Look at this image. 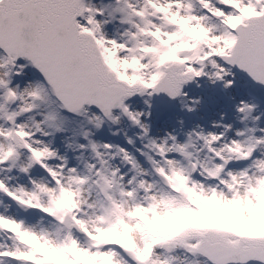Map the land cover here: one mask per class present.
<instances>
[{"label": "snow or ice", "instance_id": "obj_1", "mask_svg": "<svg viewBox=\"0 0 264 264\" xmlns=\"http://www.w3.org/2000/svg\"><path fill=\"white\" fill-rule=\"evenodd\" d=\"M113 22L123 28L118 39L105 32ZM0 50V264H264V235L237 230L228 215L264 210V136L256 128L230 142L202 131L185 142L149 138L147 169L119 148L114 155L131 166L130 177L95 142L89 146L99 167L82 173L45 139L63 130V111L88 116L93 105L103 114L89 117L97 128L105 118L118 123L113 110L120 109L147 138L125 100L140 86L186 96L184 86L206 67L217 79L222 65L239 68L264 85V0H113L105 7L0 0ZM21 58L44 79L13 86ZM121 62L147 66L141 85L118 82L110 66ZM254 108H239L245 121ZM233 161L248 163L229 170ZM36 167L46 175L33 177ZM19 176L27 183L13 184ZM206 203L221 211L209 212ZM13 205L42 215L30 223Z\"/></svg>", "mask_w": 264, "mask_h": 264}, {"label": "rangeland", "instance_id": "obj_2", "mask_svg": "<svg viewBox=\"0 0 264 264\" xmlns=\"http://www.w3.org/2000/svg\"><path fill=\"white\" fill-rule=\"evenodd\" d=\"M88 2L96 5L97 7H105L111 4L113 0H88ZM122 31V26L115 22L109 23L105 26V32L109 38L118 39L119 34ZM18 65H25V67L23 69L17 68V71H19L20 74L14 75L13 86L18 85L21 89H23L30 83H35L36 81L41 80L36 74L35 70L25 60L18 62ZM225 67L228 66L225 65ZM203 79L204 77L198 78L196 82H191L189 85L185 86L183 88V92L187 95L177 98L164 109L157 105L153 95H137L132 99L125 100V104L130 108L131 111L135 113H144V115L141 117V121L143 124H148L150 129L147 138L144 137L143 129L140 126L134 124L126 115H122L121 111H118V109L113 110L115 115L120 116V120L118 123H113L110 120L104 119V123L102 124V126L97 128L94 124L89 122V117L93 113L96 115L99 114L95 109L86 106L89 109L88 116L69 114L67 111H63L62 115L66 117L63 123V130L60 132H56L45 139L51 144L53 149L58 152L59 156L66 159L68 167L77 168L81 166L87 169V165L90 164L88 160H85L84 162L80 160L83 156L87 158V155H79V151L76 152L78 150L76 146L84 145V149H87L85 153H87L88 150L89 152L94 153L89 146V141H92L101 146L99 150L102 153L108 154L105 156V159L109 160L111 166L119 167L121 170H126L127 173H130V168H126L125 162L122 160L121 156L114 155L119 148H123L127 150L131 155L136 157L139 163L147 169L150 167V165L145 156L142 155V151H147L145 145L148 143L149 138L157 140H159V138H162L157 136L158 130H156L155 128V123L160 118H168L171 115L173 116V114L177 112L179 120H176V123L174 125L175 128L173 130L177 131L175 136L177 137L178 141L185 142L187 140V135L190 128L186 127V122H184L181 126L177 122H180L184 118V121H188L191 123L194 120L197 121L198 118H203L205 109V113H207V115H209V113L214 110L216 102L213 101V98H219L220 91L224 90L223 83L217 82L215 85H212L209 81H202ZM227 79L232 80L233 85H242V87L240 88L242 91L245 90V92L247 91L250 94L256 93V95L262 98V101L261 103L260 100H257L255 102L257 104V107L253 112V117L258 116L259 120L245 121L243 118V114L236 113V110H234V106H237L236 103L242 102V100L240 99L236 100V96L240 94L235 93L234 86L227 89V96L225 97V100L223 102L224 107L227 111L223 112L222 110V112H219L218 115V117L220 118L219 122L222 126H231L230 128H227L230 130V132L224 135L223 141L230 142L232 139H243L237 136V132L246 131V129L248 128H256V136H264V131H260L261 129H264V89L260 85H258L257 87H253L249 84L248 81L245 80V78L237 74V72L232 69L231 74L227 77ZM254 94L252 95L254 96ZM193 101H199V103H193ZM210 106L212 107L210 108ZM189 107L194 108V110L189 111ZM37 119H39V117H37ZM207 130L212 132V130L210 129ZM64 132L71 134L68 137L67 142L63 140ZM85 132L88 133L87 138H85L84 136ZM129 140H131L132 143H129ZM62 143H65L64 146H61ZM103 145H112V148L105 149ZM61 147H66L69 150L68 157L60 154L61 152L59 151H61ZM135 152L138 155H135ZM89 156L91 157V160L93 162H96L94 155L91 154ZM111 156H114V158L110 159ZM60 162V160H53L51 163L58 164ZM236 162L237 161H234V163ZM247 163L248 162L244 161L241 168H244L245 164ZM41 173L46 175V173H44L42 169L36 167L32 172V176L35 178H40ZM196 178L200 179L198 174H196ZM27 180V177L19 176L18 180L14 179L12 183L15 184L19 182L26 184ZM4 199L5 202L8 203L7 199ZM13 210L18 212L21 218H27L30 223H35L40 219L42 215L41 213L36 211H20L15 207V205H13Z\"/></svg>", "mask_w": 264, "mask_h": 264}, {"label": "clouds", "instance_id": "obj_3", "mask_svg": "<svg viewBox=\"0 0 264 264\" xmlns=\"http://www.w3.org/2000/svg\"><path fill=\"white\" fill-rule=\"evenodd\" d=\"M166 59L174 60L175 57L169 56V57H166ZM171 67L179 68V65H174ZM110 72L113 74V76L117 78L118 82H122L126 84L127 86H132L133 84L141 85V81L138 80L137 77L148 75V69L146 65L144 66V69L142 70L136 64L126 63V62H121L119 65L110 66ZM204 72H205L204 77H207L208 81L212 85H215L217 82H221L223 83V86L225 89L231 88L233 85V83H230V80L227 79V77L231 74V69L223 65L219 68V74L222 77L220 79H217V70L212 67H206L204 69ZM197 80L198 78H194L191 80V82H196ZM141 92L143 94H141ZM137 93L142 96L143 95L152 96V94L148 92V89L143 88L142 86L138 87ZM197 103H199V101H197ZM244 103L246 102L242 101L241 104L237 106L238 112H239V108H241ZM249 105H253V104H249ZM254 106H255L254 110L252 111L251 114H249L248 119L246 121L248 120L258 121L259 120L258 116L253 117V112L256 110V107H257L256 105ZM192 109L194 110V108ZM137 113L140 114L139 118H141L144 115L143 112H137ZM144 125L147 126L149 129L148 124L145 123ZM169 135H172V134L169 133L168 136ZM189 163L191 164V161H189ZM192 170L195 171V168L193 167ZM206 179H211V177H207ZM205 207L208 209L209 212L215 213V212L221 211L216 207V205L212 203H206ZM228 215H231L232 217L235 218V223L233 224V227L236 228L237 230H243L245 232L254 233L257 235H264V210L254 212L252 214H249L248 212H244L245 219H241L240 216L237 214V210L235 208H232L230 209Z\"/></svg>", "mask_w": 264, "mask_h": 264}, {"label": "bare ground", "instance_id": "obj_4", "mask_svg": "<svg viewBox=\"0 0 264 264\" xmlns=\"http://www.w3.org/2000/svg\"><path fill=\"white\" fill-rule=\"evenodd\" d=\"M205 80L208 81V78L207 77H204V79L202 81H205ZM232 86L235 87V93L236 94H240V95H237L236 96L237 97L236 100H239L240 99L243 102H246L248 104H253V105L255 104L254 101L259 100L256 95H254L255 98L253 99L254 96L252 94H254V93H251L250 94L247 91L245 92V90L242 91L240 89L242 87V85L241 86L240 85H237V86L236 85H232ZM194 90H196V89H194ZM249 94H250V96H249ZM226 96H227V89L224 88V90H221L220 91L219 98H213V101L216 102L215 103L216 106L214 107V110L209 113V115H207V113H205V110L206 109L204 108L205 110H204L203 118H198L197 121L194 120L191 123L188 122V121H184V118H183L180 122H177V123L181 126L184 122H186L187 123L186 124V127L190 128V130L188 131V133H191V132H201L202 131L205 134H208V133H215V134H218V135L219 134H223V137H224V135L227 134V133H229L230 130L227 129V127L221 125V123L219 122V119L220 118L218 117V115H219V112H222V110H223V112H226L227 111L226 108L224 107V104H223ZM234 100H235V98H234ZM252 100H254V101H252ZM240 104H241V102L240 103H238V102L236 103L237 106L240 105ZM237 106H234V110H236L235 111L236 113H239L238 110H237ZM211 107L212 106H210V108ZM202 110H203V108H202ZM173 116H176V117H173ZM173 116L171 115L168 118H166V117L165 118H160L155 123V128H156V130H158L157 136L158 137H162V138H159V140L166 138L169 133H171L174 136L176 135L177 131L176 130H173V129L175 128L174 125L176 123V120L177 121L179 120L178 113L175 112L173 114ZM203 128L206 129V130H204ZM207 129L212 130V132L211 131H208ZM70 135L71 134H68L67 132H64L63 140H65L67 142V139H68V137ZM64 144L65 143H62L61 146H64ZM76 148L78 149L76 152L79 151V155H81V154H86L87 155V158L84 157V156L81 157L80 160L82 162H84L85 160H88V162L90 164H96L97 167L99 166L98 158L96 157L95 153H91V152H89V150H88L87 153H85L87 149H84V147L76 146ZM60 149H61V151H59V152H61L60 154H62L65 157H68L69 156L68 155L69 150L66 147H61ZM91 154L95 156L96 162H93L91 160V157L89 156ZM257 154H259V153H257ZM135 155H138V154L135 152ZM243 162L244 161H239V162L237 161L236 163H234V161H233L232 163H230L228 165V169L236 168V169H231V170H240V169H242L241 167H242V163ZM125 165H126V168H131L130 165H127L126 163H125ZM246 166H247V164H245L244 167H246ZM77 169L80 170L82 173L87 172V169L85 167L83 168V167L79 166V167H77ZM121 172L122 173H126L128 175V177L132 175L131 172L130 173H127L126 170H121ZM200 179H203V178L200 177Z\"/></svg>", "mask_w": 264, "mask_h": 264}, {"label": "water", "instance_id": "obj_5", "mask_svg": "<svg viewBox=\"0 0 264 264\" xmlns=\"http://www.w3.org/2000/svg\"><path fill=\"white\" fill-rule=\"evenodd\" d=\"M0 51L2 52V50H0ZM22 60H23V58H21L18 62H20ZM233 69H235L240 75H242L243 77H245L247 80H249L250 82H252L255 86L261 85V84H258L257 82H255L247 73L243 72L239 68H233ZM35 70L39 73V75L41 77H43L42 73H40L38 69L35 68ZM190 83L191 82H189L188 84H190ZM188 84H186L185 86H187ZM261 86L264 88V85H261ZM136 95H140V94L137 93V94H135L132 97H129L127 99L133 98ZM153 96L158 101L159 105L162 106V107H167L171 102H173L175 100V99L170 98L166 93L154 94ZM89 107L92 108V109H95L97 112H99L100 114H102L101 110L98 107H96L94 105L93 106H89ZM118 110L121 111L120 109H118ZM249 263H257V264H259V262H256V261H250Z\"/></svg>", "mask_w": 264, "mask_h": 264}]
</instances>
